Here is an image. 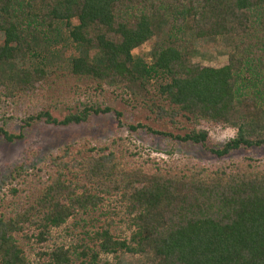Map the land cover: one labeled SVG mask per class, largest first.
Returning <instances> with one entry per match:
<instances>
[{
    "label": "trees",
    "instance_id": "trees-1",
    "mask_svg": "<svg viewBox=\"0 0 264 264\" xmlns=\"http://www.w3.org/2000/svg\"><path fill=\"white\" fill-rule=\"evenodd\" d=\"M175 18L190 19L196 37L223 38L233 48L228 62L197 65L183 40L155 44L149 60L134 54ZM69 47L76 54L67 56ZM61 69L141 99L159 120L177 124L184 116L236 130L221 147L206 146L205 128L173 135L146 127L156 134L200 144L217 157L264 146V0H0V99L29 98ZM108 113L121 124V111L96 102L62 118L45 109L21 122L66 126ZM3 126L6 141L22 138ZM22 172L23 165L14 168ZM45 175L30 204L0 215V264H30L18 233L37 245V264H100L101 255L119 252L151 255L150 264H264V167L251 157L166 167L84 142L50 155ZM108 201V213L118 208L128 218L129 235L116 233L108 218L84 232L87 243L48 244L52 228Z\"/></svg>",
    "mask_w": 264,
    "mask_h": 264
},
{
    "label": "rangeland",
    "instance_id": "rangeland-1",
    "mask_svg": "<svg viewBox=\"0 0 264 264\" xmlns=\"http://www.w3.org/2000/svg\"><path fill=\"white\" fill-rule=\"evenodd\" d=\"M76 23V20H73ZM183 40V41H182ZM187 42L194 49L192 62L201 66L220 67L228 62L233 48L221 38L196 37L191 28L190 19H171L163 24L155 36L134 49L137 57L149 60V53L155 44L163 42ZM76 54L74 48L68 49L67 56ZM52 84L38 89L29 98L0 99V126L13 133H22L21 139L6 141L0 135V215L11 214L15 209L26 207L37 196L45 183V168L49 156L69 144L93 143L115 149L124 154L132 163H157L166 167L189 168L194 166L216 167L244 157H251L264 167V146L240 148L224 157H217L206 147L191 142H181L169 136L156 134L146 127L157 131L169 132L173 135L187 132L190 128L207 129L209 139L207 147H221L236 134V130L217 124L194 122L179 116L177 124L157 119L141 99H134L119 94L111 87L101 85L100 88L90 80L77 81L67 69H61L58 75L51 76ZM154 85V84H153ZM155 87H150L151 91ZM96 102L103 106H111L122 112L121 124L114 113L92 116L81 124L60 126L43 121L34 122L31 126L22 127L21 120L41 110H49L54 116L62 118L74 112L82 103ZM141 124L133 130L130 125ZM23 165L25 172L14 173V168ZM112 203L107 202L101 210L91 214L80 215L57 228L51 229L49 245H70L87 243L84 232L101 226L108 218L116 220V233L129 235V224L126 215L117 208L114 213ZM81 219V220H80ZM79 221L78 223H76ZM17 242L24 249L30 264H37L40 257L33 240H26L22 233L16 235ZM102 261L122 264H150L151 255H132L119 252L101 255ZM78 264H86L79 261Z\"/></svg>",
    "mask_w": 264,
    "mask_h": 264
}]
</instances>
